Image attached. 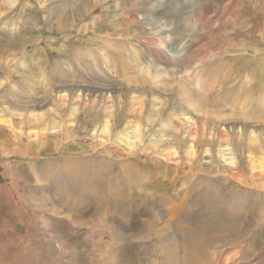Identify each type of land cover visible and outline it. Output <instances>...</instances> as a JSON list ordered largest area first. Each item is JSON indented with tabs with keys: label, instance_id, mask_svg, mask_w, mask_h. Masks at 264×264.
Instances as JSON below:
<instances>
[{
	"label": "rangeland",
	"instance_id": "374dc122",
	"mask_svg": "<svg viewBox=\"0 0 264 264\" xmlns=\"http://www.w3.org/2000/svg\"><path fill=\"white\" fill-rule=\"evenodd\" d=\"M8 1L11 0H0V18H4L3 20L6 19L10 23L15 21L17 29L13 34L0 31V76L6 78L5 83L0 86V99L4 102V104H0V109H4L5 112V106H12V108H22L23 113H25L26 107L23 105L28 101L31 102V111L35 109L37 112H44V110L50 108L51 102L47 96L58 84L57 77L56 80L50 77L51 65L53 61L57 64V68H54L55 76L61 77L63 75L62 78L65 81L71 80L69 67L71 62L68 57H72L74 49L78 47L85 49L91 45H101L103 44L102 40H106L114 44L113 46L116 48L118 46L117 52L121 50V52L126 53L128 48L126 46H135L139 50V47L143 48L145 44L144 40L139 38H130L129 41L128 34L123 27L125 15L121 12V9L113 10V7H110L111 12L94 10L80 22L81 24L85 23V27L89 28L87 31L80 33L76 30L62 32L57 29V24L52 26H49V23L42 25L45 22L38 3L43 2V0ZM171 1L181 3L180 5L183 8H179L181 11L177 15L175 14V17L166 16L162 20L172 19L174 27H179V31L186 36L185 40L191 37L189 32L191 28L184 25L185 21L183 20L188 15V10L191 11L197 7L195 9L202 11L208 6L211 15L218 17L224 14L225 5H230L225 26L220 30H215L214 33L208 32L203 36L204 41L202 44L205 43V46H210L213 55L208 56L207 63L200 67L204 79L201 82H205L206 78L211 75L216 78V80L214 78L212 80L215 81V84L212 82L215 88L213 87L205 93L202 90L200 99V95H197L195 90H191L194 88L188 87V81L186 82L187 77H192V75L187 74L183 68L177 74L179 81L181 80L189 88V95L194 99L195 106L200 107L201 113L207 110L214 113L220 112L221 114L241 112L245 117L250 112L248 113L250 116L253 113H261L260 115L264 117L263 106L260 111H257L258 101L260 102V99L264 98V35L261 30L264 26V0H165V7L168 11H171L173 7L175 8L176 3L167 4ZM110 5H113V3ZM68 9L67 15H78L80 11L79 8H76L74 13V7ZM28 17L33 18V20H29ZM25 19L28 20L25 21ZM224 20L225 18L219 25H222ZM35 23L38 26H35ZM185 28L188 32L185 31ZM68 35L70 37H67ZM207 50L205 49L206 54ZM60 71L64 74H61ZM183 76L186 79L181 78ZM74 78L80 81L87 80L83 75L74 76ZM250 80L252 83L249 82ZM11 82L18 84L14 88L20 97L24 99V103L19 102L17 105H10L9 102H6L5 97H7V94L4 91L9 86L5 84ZM198 86L200 87V85ZM251 87L252 93H248L247 91ZM65 112V115L63 112L52 114L54 117L52 123L54 124L51 127L54 130H50V133L46 137L44 136L45 139L38 138L37 141L35 140L36 142L29 141L26 126L19 124L20 118L18 120L16 117L14 118L15 122L19 121L17 125L23 133L20 139L22 149L26 148L27 150L24 149L22 153L15 152L16 156L13 153L10 156L0 155V264H168L166 259L169 254L167 257H163V250L161 254L157 251L158 243L156 241L158 238L155 237L156 234L160 235L158 229L152 228L149 233L145 231V236L141 238L135 236L130 238L129 236L123 242L122 238L118 240L111 239L105 226L119 229L118 226H121V223L125 224L127 221V223H132L137 215L145 217L146 210L151 204L159 209L163 206L169 207L166 213L168 217H174L173 220L181 217L182 210L183 215L178 223L180 222L182 227L189 229V225L194 224L192 216L204 209L199 206L203 205V200L206 201L208 197L215 203H222L225 208L236 209L234 211L250 214V210H254L255 205L250 209L245 208L244 203L247 202L246 206H250L254 202L257 203V193L245 189L246 191L242 193V197L240 196L238 200H235L231 195L234 192L225 187L229 182L225 180L224 173L220 172L221 167L217 165L218 160L216 158L214 160L208 159L209 167L214 166L212 171L207 170L209 167H206L205 163L202 164V169L195 166L196 162L193 164L194 166L192 165L194 168L191 171L188 169L172 171L173 169H170L166 163L165 165L163 162L160 164L154 163L153 159L149 157L146 159L144 153L136 151L132 155L133 157L148 160L144 163L145 172L140 169L149 186L145 189L141 187V182H136L133 187V197L136 198L137 194L145 189L144 191L152 194L157 201L128 202L127 199H124L121 202H106L109 199V196H107L105 202H76L77 211L71 209V217L75 218L87 215L93 210H100L101 213L104 212L107 220L104 221L89 215L85 219L84 225L78 224V226L73 222V219L70 220V216L62 214V210L69 211L67 210V203H69L71 195L69 189L71 184L61 183L62 179L64 180L63 160L66 161V165H70L73 159H82L81 163L85 164L83 160L86 158L88 163L84 166V169L78 165L69 169L70 171L73 170L71 172L73 176L86 183V187L82 189L83 195H86L88 190L100 183L99 179L103 174L101 167L103 168L108 164L111 168L109 177L113 179L115 178L114 173L121 170L122 165L127 161V155L123 156L115 152V145L117 144L115 141H113V144L106 143L107 146L101 149L97 144L96 137H91L94 141L92 144L89 141L78 139L81 131H87L86 128H91L90 131L98 129L102 125V121H97L96 127L93 126L94 124H90V127L89 124L81 127L76 120L78 119L77 114L75 119L70 120L72 125L69 128L70 130L68 129L67 135H61V129L58 125L61 122L60 118H71L70 112ZM79 114L82 118H87L86 113L80 111ZM117 114L119 115V113ZM136 119L143 128H148L144 138H140L141 143L145 144L147 138L157 137L154 134L160 130L163 124L160 118L155 122L156 124L154 123L155 125L148 122L151 119H156L154 113L151 116L146 113ZM13 137L7 129L1 128L0 150L4 149L3 146H5V149L10 150L16 148L15 137ZM119 143L121 146L128 147L125 140ZM256 155L259 156L260 153H256ZM107 156H111L112 159ZM113 159H116V161H112ZM94 162L97 165L92 169L89 164ZM123 178H126V176L123 174L118 175L117 181L121 183ZM66 185L68 186L66 187ZM52 186L59 188L58 192L54 194L59 205L56 204L57 208L51 209L49 202H39L38 197L42 195V199L49 197V190ZM199 186L205 189V194L200 195L198 193ZM99 187L101 189L105 188ZM254 188L257 192L264 191V189L258 187ZM221 189L224 192L229 191L226 198L220 193ZM214 191H216L215 196L211 193ZM104 192L107 193L106 190ZM146 196H149V194ZM101 197L104 198L102 193ZM244 197H250V199L246 201ZM261 198L263 199V196ZM184 200H188V202H184ZM129 204L131 208L128 206ZM137 205H139L138 209ZM121 208L131 210L130 213L128 212V216H126V213L124 215L120 214ZM175 209L180 211L174 212ZM257 221L256 234H243L242 238L234 243L227 241V239L218 241L214 238L206 251L205 263L225 264L227 260L226 264H264V221ZM243 222L242 227L245 225L246 217L243 218ZM161 235L168 237L170 246H166L170 254L178 257L174 264L190 262L191 258L188 255V250L183 249L180 236H176V238L180 237V240L179 245H175L168 233L163 232ZM169 264H172V259Z\"/></svg>",
	"mask_w": 264,
	"mask_h": 264
},
{
	"label": "bare ground",
	"instance_id": "6f19581e",
	"mask_svg": "<svg viewBox=\"0 0 264 264\" xmlns=\"http://www.w3.org/2000/svg\"><path fill=\"white\" fill-rule=\"evenodd\" d=\"M14 2H17V0ZM14 2L12 3L14 4ZM164 2L165 0H43V2H39L45 22L42 25L49 23V26H52L57 24V29L62 32L76 30L80 33L87 31L89 28L85 27V23L81 24L80 22L94 10L111 12L110 7H113V10L121 9V12L125 15L123 27L128 34L129 41L130 38H139L144 40L145 44L143 48L139 47V50L135 46V48L131 45L126 46L128 47L126 53L124 51L121 52V50H119L121 53L117 52L118 46L116 48L113 46L114 44L106 40H102L103 44L101 45H91L85 49L78 47L74 49L72 57H68L71 62L69 67L72 78L66 81L62 78L63 75L61 77L54 75V68H57V64L53 61L50 77L54 80L57 77L58 84L52 92H49L47 97L51 102V107L44 110V112H37L35 109L31 111V102L24 103V99L20 97L14 88L18 84L15 82L6 83L5 85L9 86L4 91L7 94V97H5L7 99L6 102H9L10 105H17L19 102L24 103L23 106L26 107V112L23 113L22 108H12V106H5L6 112L4 109H0V129H7L10 135L15 137L17 145L13 150L5 149V146H3L4 149L0 150V155L10 156L12 153L15 155V152L22 153L24 149L27 150L26 148L22 149V143L20 144L23 133L19 125H17L19 121H14L15 117L17 120L20 118L19 124L26 126V134L28 133L30 142L37 141L38 138L45 139L50 130H54L51 126L54 124L52 123L54 120L52 114L55 112H63L64 115L65 111L70 112V119L60 118L61 122L58 125L59 129H61V135H67L68 129L72 125L70 120L75 119L77 114L78 119L76 120L81 127L86 124H89V127L90 124H94L93 126L96 127V122L102 121V125H98L99 128H96L97 130L92 129L93 132L89 130L91 128H86L87 131H81L78 139L89 141L92 144L94 142L92 138L96 137L97 144L101 149H104L109 143L113 144V141H115L117 142L115 152L123 156L127 155V161L124 162L121 170L114 173L115 178L113 179L109 177L111 168L108 164L103 168L100 166L103 170V174L99 179L100 183L98 186L95 185L94 188L88 190L86 195H83L82 189L86 187V183L73 176L71 174L73 170L70 171L69 169L75 168L76 165L84 169V166L88 163L86 158L83 160L85 164L81 163L82 159L76 160L72 158L70 165H66V161L63 160L64 180L62 179L61 183L71 184L69 187L71 195L69 203H67V210L69 211L62 210V214L67 216L72 214L71 209L77 211L76 202H105L107 196H109V199L106 202H121L124 199H127L128 202H156L157 200L153 198L152 194L144 191L149 185L147 184V179H145L146 177L142 176L141 169L145 172L144 163L148 160L143 159V161L138 157H133L132 155L136 151L144 153L146 159L149 157L155 161L154 163L160 164L163 162L164 165L166 163L170 169H173L172 171H179L180 169L191 171L195 162V166H199L201 169L204 163L206 167H209L208 159L214 160L216 158L218 160L217 165L221 167L220 172L224 173L225 180L229 182L225 187L234 192L231 195L235 200H238L240 196L242 197V193L246 191L245 189L257 193V203L254 202L250 206H246L247 202L244 203L245 208L250 209L255 205L254 210H250V214L234 211L236 209L225 208L222 203H215L208 197L206 201L203 200L204 204L199 206L204 209L192 216L194 224H190L189 229L182 227L180 222L178 223L183 215L182 210L181 217L173 220L174 217H168L166 213L169 207L163 206L159 209L151 204L146 210L145 217L137 215L132 223H127L128 221L125 224L121 223V226H118L119 229L105 226L111 239L118 240L122 238L123 242L129 236L130 238L132 236L141 238L145 236V231L149 233L152 228L158 229L160 235L156 234L155 237L158 238L156 241L158 243L157 251L161 254L163 250V257H167L169 254L166 259L168 264L171 259L172 264H174L178 257L170 254L166 246H170L168 237L161 234L163 232L168 233L175 245H179L181 237V245L183 249L186 248L188 250V255L191 258L190 262L186 264H206L204 257L210 242L214 238L218 241L227 239V241L234 243L242 238L243 234H256L257 220L264 221V191L257 192L256 188H254L264 189V117L260 115L261 113H253L250 116L248 115L250 112H246L247 116L245 117L241 112L221 114L220 112L214 113L207 110L201 113L200 107L197 108L195 106L193 103L194 99L189 95L190 90L188 87L190 86L194 88L191 90H195L197 95H200V99L202 90L205 93L214 87L215 81H212L214 77L211 75L209 76L210 78H206L205 82H201L204 79L202 78L200 67L207 63L208 56L213 55L211 47L205 46V43L202 44L204 41L203 36L208 32L214 33L215 30H220L225 26L230 5H225L224 14L218 17L211 15L208 6L200 11L195 9L197 7L194 5L195 8L191 11L188 10V15L183 18L185 21L184 25L191 28L189 31L191 37L185 40L186 36L179 31V27H174L172 19L162 20L166 16L175 17V14L177 15L181 11L179 8H183L180 5L181 3H176L177 1L167 2V4L176 3L175 8L170 6L173 9L170 8L171 11H168ZM111 3L113 5H110ZM29 6L31 7V4ZM71 7H74V13L76 8H79V14L67 15L68 8ZM224 18V23L219 25ZM3 19L0 18V31L13 34L17 29V23L15 21L10 23ZM28 19L33 20L30 17ZM28 19H25V21ZM34 25L38 26L37 23ZM261 30L264 35V26H262ZM67 37L70 36L68 35ZM111 48L114 49L112 50ZM205 49H208L207 54ZM182 68L185 69L187 74L190 73L192 75V77H187L188 87L177 78V74L182 71ZM60 73L64 74L62 71ZM79 75L85 76L87 80L80 81L74 78V76ZM181 78L186 79L184 76ZM5 80L4 76H0V86L5 83ZM249 82L252 83L251 80ZM247 92L252 93V87ZM258 103L257 111H260V108L264 107V98H261ZM0 104H4L1 99ZM80 111L86 113V119L80 116ZM146 113L148 116H151L152 113L156 115V119L148 121L150 124H154L158 118L163 124L160 130L154 134L157 137L147 138V142L143 144L140 138H144L148 128H143L136 118H140ZM50 117L52 118L51 120ZM158 124L160 123L158 122ZM131 135L133 136L132 139ZM123 140H125V144L128 147L120 145L119 142ZM80 153L84 155L82 152ZM256 153H260V155L258 156ZM107 157L112 159L111 156ZM112 161H116V159ZM89 165L93 169L97 163L94 162ZM207 170H214V166L209 167ZM121 174L125 175L126 178L121 179L120 183L117 181V176ZM164 174L163 176H165ZM142 179L144 181H141ZM136 182H141V187L145 189H142V192H139L135 198L133 197V187ZM99 186L105 187L103 189L107 193ZM58 189L57 186H52L49 190V197L42 199L43 195L39 196L38 201L49 202L51 209L57 208L56 204L59 205V203L54 194L58 192ZM198 189L200 195L205 194V189L200 186ZM220 191L225 198L229 195H227L228 190L227 192H224L223 189ZM215 192H211L212 195ZM101 193L103 194V199ZM148 194L149 196H146ZM262 196L263 199L261 198ZM247 197H244L246 201L250 199V197ZM184 202H188V200H184ZM128 206L131 208L130 204ZM138 207L139 205H137V209ZM129 211L131 210L121 208L120 214L124 215L126 213V216H128ZM176 211L180 210L175 209L174 212ZM89 215L107 221L104 212L101 213L100 210H93L87 215L75 218L71 217V215L70 220L73 219V222L77 225H84L85 219ZM245 217L246 222L242 227L244 224L243 218ZM154 223L160 227L152 225ZM176 236L180 237L176 238Z\"/></svg>",
	"mask_w": 264,
	"mask_h": 264
}]
</instances>
